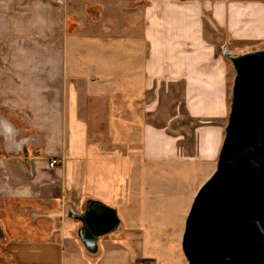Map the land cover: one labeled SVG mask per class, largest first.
Listing matches in <instances>:
<instances>
[{"label": "crops", "instance_id": "crops-1", "mask_svg": "<svg viewBox=\"0 0 264 264\" xmlns=\"http://www.w3.org/2000/svg\"><path fill=\"white\" fill-rule=\"evenodd\" d=\"M0 24V264L154 261L134 226L156 193L150 168L216 171L234 72L223 47L264 50V0H0ZM90 200L123 222L95 255L71 219Z\"/></svg>", "mask_w": 264, "mask_h": 264}, {"label": "water", "instance_id": "water-1", "mask_svg": "<svg viewBox=\"0 0 264 264\" xmlns=\"http://www.w3.org/2000/svg\"><path fill=\"white\" fill-rule=\"evenodd\" d=\"M231 111L216 171L197 193L185 223L186 264H264V50L233 54ZM22 141L24 163L29 164ZM79 238L95 255L100 240L123 227L116 209L90 200Z\"/></svg>", "mask_w": 264, "mask_h": 264}, {"label": "rangeland", "instance_id": "rangeland-1", "mask_svg": "<svg viewBox=\"0 0 264 264\" xmlns=\"http://www.w3.org/2000/svg\"><path fill=\"white\" fill-rule=\"evenodd\" d=\"M0 28H3L5 35V25L0 24ZM4 35L0 34V81L5 77V70H3L5 68ZM123 58H126L125 55L122 57V64L127 63V59ZM118 60V57H105L100 59V63L113 69L114 64L120 65ZM126 74L129 75V73ZM234 78L235 74L231 72L232 86ZM4 140L5 109L0 105V146H2ZM0 149V154L3 155L2 148ZM150 170L148 176L152 179L153 183L151 185L154 192H156L154 193L156 196L151 194L148 197L149 206L143 210L145 214L140 217V220L134 221V226L146 235V247L143 248L145 250L143 252L144 258L154 260L148 261L146 264H186V258L182 250L186 219L197 193L208 179L204 175V169H199V167L186 169L185 172L182 170L179 176L174 174L171 169L163 166L155 165ZM157 198L159 199L157 200ZM157 202L158 206L156 207L153 203ZM152 228L156 229L155 234L160 236L158 238H169V241L162 243L157 238L154 242L151 241L147 236L154 234L149 233Z\"/></svg>", "mask_w": 264, "mask_h": 264}, {"label": "built area", "instance_id": "built-area-1", "mask_svg": "<svg viewBox=\"0 0 264 264\" xmlns=\"http://www.w3.org/2000/svg\"><path fill=\"white\" fill-rule=\"evenodd\" d=\"M61 163V161H59L58 159H54L50 162V167L51 168H56L57 166H59Z\"/></svg>", "mask_w": 264, "mask_h": 264}]
</instances>
